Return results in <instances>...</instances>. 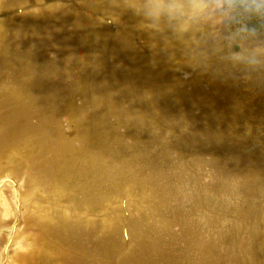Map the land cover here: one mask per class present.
I'll return each instance as SVG.
<instances>
[{"label":"rangeland","instance_id":"obj_1","mask_svg":"<svg viewBox=\"0 0 264 264\" xmlns=\"http://www.w3.org/2000/svg\"><path fill=\"white\" fill-rule=\"evenodd\" d=\"M154 4L0 0V264H264V5Z\"/></svg>","mask_w":264,"mask_h":264},{"label":"clouds","instance_id":"obj_2","mask_svg":"<svg viewBox=\"0 0 264 264\" xmlns=\"http://www.w3.org/2000/svg\"><path fill=\"white\" fill-rule=\"evenodd\" d=\"M241 3L248 4L250 0H240ZM237 0H155L156 11L163 12L170 19L181 23L195 22L210 17L217 11L231 9ZM162 5V6H161ZM246 11L252 9L246 8Z\"/></svg>","mask_w":264,"mask_h":264},{"label":"trees","instance_id":"obj_3","mask_svg":"<svg viewBox=\"0 0 264 264\" xmlns=\"http://www.w3.org/2000/svg\"><path fill=\"white\" fill-rule=\"evenodd\" d=\"M257 1L264 5V0H257Z\"/></svg>","mask_w":264,"mask_h":264}]
</instances>
